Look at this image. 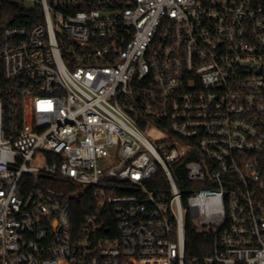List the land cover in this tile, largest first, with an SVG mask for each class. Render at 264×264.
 I'll return each mask as SVG.
<instances>
[{
	"label": "built area",
	"instance_id": "2783aa9c",
	"mask_svg": "<svg viewBox=\"0 0 264 264\" xmlns=\"http://www.w3.org/2000/svg\"><path fill=\"white\" fill-rule=\"evenodd\" d=\"M193 220L264 264V0H0V264H186Z\"/></svg>",
	"mask_w": 264,
	"mask_h": 264
},
{
	"label": "trees",
	"instance_id": "16d2710c",
	"mask_svg": "<svg viewBox=\"0 0 264 264\" xmlns=\"http://www.w3.org/2000/svg\"><path fill=\"white\" fill-rule=\"evenodd\" d=\"M11 4V3H10ZM13 5H9L7 10L13 9ZM16 6H14L15 8ZM17 9V7H16ZM18 10V9H17ZM183 179H185V171ZM49 184L53 187L64 191L66 194H69L71 191L77 190L75 187L59 184L56 182L49 181ZM182 190L188 191L186 181L179 182L178 185ZM80 190V189H79ZM72 200V214H73V223L74 228H79L82 224L85 216L90 213L94 205V199L91 197V190L88 189L84 193H80L79 198L70 197ZM214 233L212 230L209 231H199L194 224L189 223L186 230V264H200L194 262V259L198 257H203L205 255H210L212 253L213 244H214Z\"/></svg>",
	"mask_w": 264,
	"mask_h": 264
},
{
	"label": "rangeland",
	"instance_id": "374dc122",
	"mask_svg": "<svg viewBox=\"0 0 264 264\" xmlns=\"http://www.w3.org/2000/svg\"><path fill=\"white\" fill-rule=\"evenodd\" d=\"M152 135L159 137V135L157 133H152ZM80 193H81V191L79 189H77V190L71 191L69 194L73 197L79 198ZM193 222H194L193 224H196L195 220H193Z\"/></svg>",
	"mask_w": 264,
	"mask_h": 264
}]
</instances>
